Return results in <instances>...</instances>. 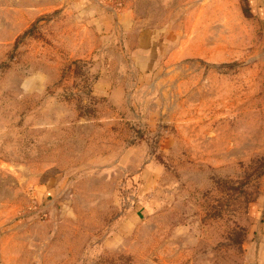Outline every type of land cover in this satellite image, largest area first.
<instances>
[{
	"label": "rangeland",
	"instance_id": "374dc122",
	"mask_svg": "<svg viewBox=\"0 0 264 264\" xmlns=\"http://www.w3.org/2000/svg\"><path fill=\"white\" fill-rule=\"evenodd\" d=\"M264 0H0V264H264Z\"/></svg>",
	"mask_w": 264,
	"mask_h": 264
},
{
	"label": "crops",
	"instance_id": "0c3cea01",
	"mask_svg": "<svg viewBox=\"0 0 264 264\" xmlns=\"http://www.w3.org/2000/svg\"><path fill=\"white\" fill-rule=\"evenodd\" d=\"M263 222H261V224L263 225L264 224V218L262 219Z\"/></svg>",
	"mask_w": 264,
	"mask_h": 264
}]
</instances>
